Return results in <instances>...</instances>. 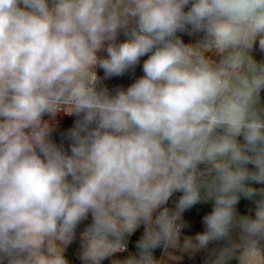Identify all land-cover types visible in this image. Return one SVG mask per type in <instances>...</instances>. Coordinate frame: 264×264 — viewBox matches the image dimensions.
I'll return each mask as SVG.
<instances>
[{"label":"clouds","instance_id":"1","mask_svg":"<svg viewBox=\"0 0 264 264\" xmlns=\"http://www.w3.org/2000/svg\"><path fill=\"white\" fill-rule=\"evenodd\" d=\"M257 42L264 53V0H0V264H70L89 216L81 264L127 252L141 226L111 264L217 242L210 264H264ZM142 57L126 89L102 86ZM61 114L68 150L52 139ZM207 202L205 230L181 244L183 213Z\"/></svg>","mask_w":264,"mask_h":264},{"label":"trees","instance_id":"2","mask_svg":"<svg viewBox=\"0 0 264 264\" xmlns=\"http://www.w3.org/2000/svg\"><path fill=\"white\" fill-rule=\"evenodd\" d=\"M178 35L181 36V38L184 40L185 43H193L197 42L199 39H201V34H194L192 36H189L186 33H178ZM125 37L121 34L119 37V41H123ZM257 47L259 48L258 44ZM103 55V53H100ZM147 57H142L141 62L139 65L136 66L134 71H130L126 73L124 76L121 77H113L108 80L102 81V86H107L110 92L114 94V90L116 88H127L131 83H133L136 79H138L140 76L143 75L142 72V63L143 60ZM258 60L264 61V53L260 52L258 53ZM99 75L103 77L102 70L99 71ZM264 93H262L263 95ZM75 118H67L63 117L61 114L57 117L56 123V130L54 131L52 135V139L57 144L63 143V146L65 150H68L69 148V141L64 139L62 141V134L66 133L70 127L73 125ZM251 167V165H249ZM255 187H264V185H253ZM176 194V201L178 200L181 193H175ZM176 203V202H175ZM175 207V205H174ZM212 210V202L207 203H199L195 206H193L191 209H188L183 213V220L187 224V227H185L182 230V234L185 235H191L195 236L196 233L204 231V225L202 223L203 217L209 213ZM254 210H255V204L247 200L245 198H241L237 205V211L240 215H251L254 216ZM91 222V217L84 222H82L81 225L77 228V238L73 241L72 244H70L67 249L65 250V256L69 260L70 264H81V261L79 260L78 252H79V233L83 231L85 226ZM142 230H137V232L129 238L128 242V251L123 253H117L113 257L106 259L102 262V264H111L112 260H118L126 257L129 252L135 253L137 250L135 248V242L137 239L141 236ZM234 238H236V234L234 233ZM223 245V242H217L210 244L207 249L201 250L197 253L186 255L183 260V264H210V257L212 253V249H219ZM163 252L162 248H157L154 250L153 255L159 260ZM230 264H238V261L236 259H233L230 261Z\"/></svg>","mask_w":264,"mask_h":264},{"label":"crops","instance_id":"3","mask_svg":"<svg viewBox=\"0 0 264 264\" xmlns=\"http://www.w3.org/2000/svg\"><path fill=\"white\" fill-rule=\"evenodd\" d=\"M193 43H196V42H193ZM257 44H258V42H257ZM257 44L254 46V49H253L251 55L259 62V60H258L259 48L257 47ZM262 97H264V94L262 95ZM45 119H47V117H45ZM175 202H176V194H174L170 198L167 206L169 208H174ZM139 230L143 231V226H141V228ZM185 236H191V235H185V234L181 233V244L183 243V239ZM168 252H170L173 255L180 257V258L178 260H171V259H169L168 254L163 251L161 257L159 258V260L161 261V264H183V260H184V257L186 255L194 254L192 252L185 253V252L180 251L179 249H169ZM197 252H199V251H197ZM197 252H195V253H197Z\"/></svg>","mask_w":264,"mask_h":264}]
</instances>
